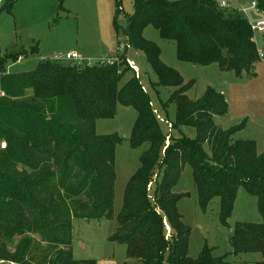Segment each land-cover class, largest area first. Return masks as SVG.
<instances>
[{
    "label": "trees",
    "instance_id": "trees-1",
    "mask_svg": "<svg viewBox=\"0 0 264 264\" xmlns=\"http://www.w3.org/2000/svg\"><path fill=\"white\" fill-rule=\"evenodd\" d=\"M16 1L1 0L0 11L11 13ZM254 1L264 13V0ZM115 3L119 13L120 0ZM132 3L123 31L128 46L144 53L160 86L174 89L163 104L176 108L171 128L193 127L195 138L170 139L165 146L138 79L121 83L128 69L124 54L113 66L43 60L29 72L7 74L5 61H16L26 52H0V140L6 142L0 151V261L95 264L72 259L71 222L112 217L114 151L121 139L99 136L94 126L97 119L113 118L120 104L137 113L130 146L148 145L127 184L110 238L125 246L131 263L123 264H226L225 257L212 258L206 247L195 259L187 256L189 230L177 211L180 196L172 192L185 165L191 168L201 210L219 199V221L231 233V255L259 254L262 261L257 264H264V151L257 154L253 141L233 140L243 125L224 131L215 124L214 118L227 113L222 95L207 88L200 100H189L186 92L192 84H184L161 62L158 48L142 37L151 26L161 39L175 44L179 61L194 66L215 63L238 78L252 77L258 59L249 23L225 15L214 0ZM150 184L155 186L152 198ZM239 188L256 199L261 222L238 223L231 229L227 221ZM30 235H38L52 254L34 255ZM14 238L19 241L11 250Z\"/></svg>",
    "mask_w": 264,
    "mask_h": 264
},
{
    "label": "rangeland",
    "instance_id": "rangeland-1",
    "mask_svg": "<svg viewBox=\"0 0 264 264\" xmlns=\"http://www.w3.org/2000/svg\"><path fill=\"white\" fill-rule=\"evenodd\" d=\"M214 1H226L233 9L222 11L225 15L240 16L249 24H254L260 19V16L249 8L252 0ZM120 4V12L117 13L115 0H17L11 13L0 11V52L4 56L24 50L26 56L22 62L5 61L3 72H29L43 60L75 65V62L63 59L72 52L78 55L83 65H95L117 56L118 64L128 59L137 69L136 78L149 100L159 130L166 138L165 146L169 144L170 139H194L196 131L193 127L171 128L170 124L175 123L176 108L173 104L166 107H163V104L168 101L174 89L160 86L156 75L146 62L144 53L128 46L123 31L127 26V18L133 13V3L132 0H120ZM242 9L245 12H242ZM142 37L158 48L161 62L176 72L184 84H192L186 92L189 100H200L207 88L222 95L227 103V113L219 121L222 128L226 131L243 125L233 137L242 141H253L257 153H263L264 61L255 64L254 76L238 78L231 71L221 70L215 63L194 66L179 61L175 44L161 39L159 33L151 26L143 30ZM255 39L257 46L264 47L263 39L259 35H255ZM34 47L36 52H32ZM122 54L125 55L123 60L120 59ZM126 67L128 69L122 78V84L135 77L127 63ZM121 69H125V66L122 65ZM136 118L137 113L132 107L117 104L113 118L95 121L97 135L116 136L121 139V144L117 145L114 151L112 217L110 220L72 219L71 255L75 261H93L95 264L131 263V260L126 258L125 246L111 242L110 238L115 233L117 218L122 211L127 184L139 167L141 153L148 147L147 144L137 149L130 146ZM5 149L6 142L0 140V151ZM205 151L208 152L207 146ZM154 189V184H150L149 198H152ZM172 192L180 196L177 211L182 223L189 230V258H197L206 247L211 251L212 258L225 257L223 262L226 264H257L262 261L259 254L231 255V233L219 221V199H213L205 211L201 210L192 171L188 165L183 167ZM236 194L235 210L227 221L228 227L232 229L238 223H260L256 199L243 188H239ZM30 237L33 241L31 252L34 255L39 256L43 251L52 254L51 247L41 243L38 235ZM18 241V238H14L8 245L11 250Z\"/></svg>",
    "mask_w": 264,
    "mask_h": 264
},
{
    "label": "built area",
    "instance_id": "built-area-1",
    "mask_svg": "<svg viewBox=\"0 0 264 264\" xmlns=\"http://www.w3.org/2000/svg\"><path fill=\"white\" fill-rule=\"evenodd\" d=\"M216 7L218 10L220 11H225L230 9L229 5L225 2V1H220L218 3H216ZM251 10H253L256 13H261L258 9H257V5L256 2L254 0H252V2L250 3V7ZM242 12H245L244 9H242ZM264 14V13H262ZM250 26V30L253 34V41L254 44L256 46V55H257V59L258 61H264V47H259L257 46V42L255 39V35H259L261 38L264 36V15L261 19H259L257 22H255L254 24H249ZM120 57V56H119ZM118 56L115 59H108V60H102L100 62H98V66H113L115 64H118V60H117ZM65 61H72L75 62L76 66L78 67H85V66H93L90 63H87V65H83V62L79 59L78 55L76 53H70L64 56L63 58ZM128 67L133 71V73L135 74V77H137V69L135 68V66L133 64H131L129 61H126ZM0 264H15L12 262H3L0 261Z\"/></svg>",
    "mask_w": 264,
    "mask_h": 264
},
{
    "label": "crops",
    "instance_id": "crops-1",
    "mask_svg": "<svg viewBox=\"0 0 264 264\" xmlns=\"http://www.w3.org/2000/svg\"><path fill=\"white\" fill-rule=\"evenodd\" d=\"M220 2V1H219ZM226 2V1H225ZM218 3V2H217ZM227 3V2H226ZM228 4V3H227ZM14 7V6H13ZM230 8V7H229ZM228 10H233L232 8H230V9H228ZM256 13V12H255ZM258 16H260V19L263 17V15L264 14H262V13H256ZM264 42V41H263ZM72 53H74V52H72ZM125 56V55H124ZM126 58V57H125ZM17 61H19V62H22L23 61V58L22 57H20ZM82 61V60H81ZM126 61H129L128 59H126ZM130 62V61H129ZM131 63V62H130ZM132 64V63H131ZM253 74H254V72H253ZM254 76V75H253ZM242 77H247V76H245V75H242L241 76V78ZM223 117H221V118H214V122H215V124L217 125V126H219L222 130H224L225 131V129H223L222 128V126L220 125V123H219V121L222 119ZM241 139H243V138H241ZM233 140H238V139H236L235 137H233ZM256 147V146H255ZM257 152V151H256ZM258 154V153H257ZM237 192H238V190H237ZM236 196H237V194H236ZM235 203H236V199H235ZM235 203H234V206H233V211H232V214L234 213V210H235ZM256 205H257V201H256ZM232 214H231V216H232ZM261 218V217H260ZM261 221V220H260Z\"/></svg>",
    "mask_w": 264,
    "mask_h": 264
},
{
    "label": "water",
    "instance_id": "water-1",
    "mask_svg": "<svg viewBox=\"0 0 264 264\" xmlns=\"http://www.w3.org/2000/svg\"><path fill=\"white\" fill-rule=\"evenodd\" d=\"M0 9H1V7H0Z\"/></svg>",
    "mask_w": 264,
    "mask_h": 264
}]
</instances>
